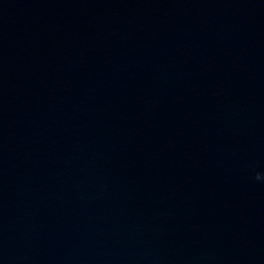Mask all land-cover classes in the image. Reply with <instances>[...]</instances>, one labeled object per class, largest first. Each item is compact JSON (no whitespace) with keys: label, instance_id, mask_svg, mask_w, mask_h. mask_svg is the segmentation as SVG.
I'll return each instance as SVG.
<instances>
[{"label":"water","instance_id":"95a60500","mask_svg":"<svg viewBox=\"0 0 264 264\" xmlns=\"http://www.w3.org/2000/svg\"><path fill=\"white\" fill-rule=\"evenodd\" d=\"M0 264H264V0H0Z\"/></svg>","mask_w":264,"mask_h":264}]
</instances>
